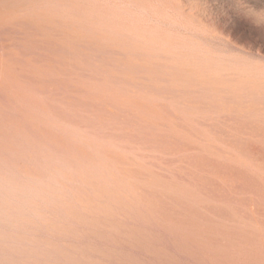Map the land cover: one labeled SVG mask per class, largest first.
<instances>
[{
  "label": "rangeland",
  "instance_id": "obj_1",
  "mask_svg": "<svg viewBox=\"0 0 264 264\" xmlns=\"http://www.w3.org/2000/svg\"><path fill=\"white\" fill-rule=\"evenodd\" d=\"M0 264H264V0H0Z\"/></svg>",
  "mask_w": 264,
  "mask_h": 264
}]
</instances>
